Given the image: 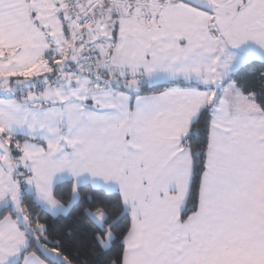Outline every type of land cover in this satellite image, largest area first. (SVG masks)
Returning a JSON list of instances; mask_svg holds the SVG:
<instances>
[{
	"label": "snow or ice",
	"instance_id": "snow-or-ice-1",
	"mask_svg": "<svg viewBox=\"0 0 264 264\" xmlns=\"http://www.w3.org/2000/svg\"><path fill=\"white\" fill-rule=\"evenodd\" d=\"M0 264H264V0H0Z\"/></svg>",
	"mask_w": 264,
	"mask_h": 264
},
{
	"label": "trees",
	"instance_id": "trees-1",
	"mask_svg": "<svg viewBox=\"0 0 264 264\" xmlns=\"http://www.w3.org/2000/svg\"><path fill=\"white\" fill-rule=\"evenodd\" d=\"M75 216H76V214L74 213L73 218H70L67 221H63L59 225V230L64 231L65 229L71 228L73 231H75L77 236L83 237L85 225L79 224L78 221L76 220Z\"/></svg>",
	"mask_w": 264,
	"mask_h": 264
}]
</instances>
